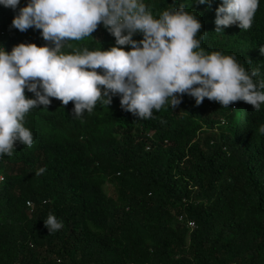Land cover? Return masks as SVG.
I'll list each match as a JSON object with an SVG mask.
<instances>
[{
  "label": "trees",
  "instance_id": "trees-1",
  "mask_svg": "<svg viewBox=\"0 0 264 264\" xmlns=\"http://www.w3.org/2000/svg\"><path fill=\"white\" fill-rule=\"evenodd\" d=\"M146 2L154 14L194 11L205 49L234 54L246 70L264 65V0L250 29L233 25L224 34L214 23L222 0ZM14 15L0 6V46L46 43L40 30L12 27ZM74 43L107 49L115 38L98 25ZM50 99L25 117L32 147L17 143L0 158V264H264V105L223 108L205 98L197 106L185 95L177 108L141 120L114 96L75 119L73 102ZM40 167L47 171L37 176ZM49 214L64 227L48 233Z\"/></svg>",
  "mask_w": 264,
  "mask_h": 264
},
{
  "label": "clouds",
  "instance_id": "clouds-1",
  "mask_svg": "<svg viewBox=\"0 0 264 264\" xmlns=\"http://www.w3.org/2000/svg\"><path fill=\"white\" fill-rule=\"evenodd\" d=\"M0 0L16 15L20 32L40 30L43 45L21 42L10 51L0 46V158L11 157L15 145L32 147L25 117L56 98L71 101V116L80 119L99 103L119 96L122 110L141 120L168 106L177 108L187 95L197 106L207 98L223 108L243 101L259 111L264 105L262 66L247 69L234 54L202 46L206 32L194 11L173 6L154 14L146 0ZM211 6V0H195ZM259 0H222L215 8V33L227 27L251 28ZM18 9V11H17ZM102 25L114 38L107 49L77 47ZM142 34L137 41L134 35ZM130 45L125 51L123 46ZM264 55V45L259 47ZM251 64L250 62H248ZM100 71H97V70ZM25 89L34 98H26ZM258 132L264 135V124ZM40 167L36 175H43ZM3 180V177H0ZM30 208V207H29ZM48 233L64 227L53 214L43 220Z\"/></svg>",
  "mask_w": 264,
  "mask_h": 264
},
{
  "label": "rangeland",
  "instance_id": "rangeland-1",
  "mask_svg": "<svg viewBox=\"0 0 264 264\" xmlns=\"http://www.w3.org/2000/svg\"><path fill=\"white\" fill-rule=\"evenodd\" d=\"M104 189L108 195H113V187L111 185L106 184Z\"/></svg>",
  "mask_w": 264,
  "mask_h": 264
},
{
  "label": "built area",
  "instance_id": "built-area-1",
  "mask_svg": "<svg viewBox=\"0 0 264 264\" xmlns=\"http://www.w3.org/2000/svg\"><path fill=\"white\" fill-rule=\"evenodd\" d=\"M26 205H27L28 207H30V208H31V207H32V205H33V203H32L31 201H27V202H26ZM189 225H190V226H193V223H192V222H190V223H189Z\"/></svg>",
  "mask_w": 264,
  "mask_h": 264
}]
</instances>
